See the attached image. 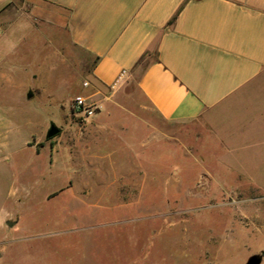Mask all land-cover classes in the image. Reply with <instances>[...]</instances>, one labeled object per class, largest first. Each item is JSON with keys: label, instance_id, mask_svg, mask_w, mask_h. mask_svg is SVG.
<instances>
[{"label": "rangeland", "instance_id": "obj_1", "mask_svg": "<svg viewBox=\"0 0 264 264\" xmlns=\"http://www.w3.org/2000/svg\"><path fill=\"white\" fill-rule=\"evenodd\" d=\"M94 62L25 0L0 7V264H264V147L226 110L161 119L135 85L104 105Z\"/></svg>", "mask_w": 264, "mask_h": 264}, {"label": "crops", "instance_id": "obj_2", "mask_svg": "<svg viewBox=\"0 0 264 264\" xmlns=\"http://www.w3.org/2000/svg\"><path fill=\"white\" fill-rule=\"evenodd\" d=\"M25 2L94 58L93 85L110 93L104 105L134 104L135 85L161 119L212 121L226 110L245 153L264 147V0Z\"/></svg>", "mask_w": 264, "mask_h": 264}, {"label": "built area", "instance_id": "obj_3", "mask_svg": "<svg viewBox=\"0 0 264 264\" xmlns=\"http://www.w3.org/2000/svg\"><path fill=\"white\" fill-rule=\"evenodd\" d=\"M74 105L77 111L83 114L85 117H91L95 114V105L89 103L88 99L83 96L76 97L74 100Z\"/></svg>", "mask_w": 264, "mask_h": 264}, {"label": "water", "instance_id": "obj_4", "mask_svg": "<svg viewBox=\"0 0 264 264\" xmlns=\"http://www.w3.org/2000/svg\"><path fill=\"white\" fill-rule=\"evenodd\" d=\"M61 129L56 126V124L52 123L50 129L47 133L48 138H52L60 133ZM262 257L260 256H253L251 257L246 264H261Z\"/></svg>", "mask_w": 264, "mask_h": 264}]
</instances>
